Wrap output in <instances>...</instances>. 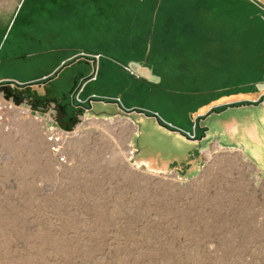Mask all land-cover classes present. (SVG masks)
<instances>
[{
  "label": "rangeland",
  "instance_id": "374dc122",
  "mask_svg": "<svg viewBox=\"0 0 264 264\" xmlns=\"http://www.w3.org/2000/svg\"><path fill=\"white\" fill-rule=\"evenodd\" d=\"M263 12L264 0H0V97L12 104L0 264H264V124L214 109L247 78L229 71L259 52ZM75 73L88 77L70 124L66 98L12 91L68 96ZM84 87L95 96L81 99ZM115 97L117 109L103 104Z\"/></svg>",
  "mask_w": 264,
  "mask_h": 264
},
{
  "label": "crops",
  "instance_id": "0c3cea01",
  "mask_svg": "<svg viewBox=\"0 0 264 264\" xmlns=\"http://www.w3.org/2000/svg\"><path fill=\"white\" fill-rule=\"evenodd\" d=\"M248 10L253 9H257V7L252 4L249 3L246 5ZM264 13V12H263ZM250 19L254 20L257 18L256 12L254 13V15H250L249 17ZM12 17H10L8 20L9 22L11 21ZM249 20V19H248ZM260 20L262 22V24L264 25V22L262 20V18L260 17ZM260 33L262 35L261 37V44L259 46V48L256 46V48L254 49V51L258 50V53H254L252 55V62L249 63L248 69L245 72H242V67L240 64L236 65H232L233 66V70L229 71L232 73V77L234 79H237L239 77H242V74L246 75L248 74L247 78H243V80L241 81L242 83H240L241 85H237L238 89L237 90H231L228 91V95L221 97V102H219L218 104H226L228 102H243V101H253V100H258V102L254 103V104H249V105H240L236 108H247L248 111L251 113V111L254 112V114L256 113L258 116H256L255 118L252 117V119H249V124L252 127L256 128V122H262L264 124V27H260ZM81 56H86L89 54L83 53L81 52L80 54ZM95 55H98V59L100 58V54L99 53H95ZM80 56V57H81ZM84 58V57H81ZM240 58V57H239ZM238 58V59H239ZM235 60V55H233V61ZM89 63H91V71L93 70V63L88 61ZM95 66V65H94ZM219 66V65H218ZM237 67V68H234ZM96 67H95V71H96ZM123 70H125L126 72L132 73V70L130 69V67L128 66H123ZM209 74V73H208ZM74 75V74H73ZM75 75H77L76 80L79 79V85L81 84L83 80V77L85 76L82 73H75ZM97 78V75L95 76ZM94 76L91 79H88L86 81V84L90 81V80H96ZM78 84H76L78 86ZM45 85V84H44ZM75 85V86H76ZM46 86V85H45ZM44 86V87H45ZM86 86V85H85ZM242 86H245V88H241ZM23 89H12V91L14 92H18V90L20 91V95L22 93H24V95H28L31 96L30 98H32L35 102H38L40 99L43 98H63L64 96L58 97L57 95L54 96L52 95V91H48V90H42L44 96L40 97V98H36L37 96H34L32 91H30V85L28 86H23ZM74 87V86H73ZM72 90V87L71 89ZM85 92V87L83 88V91L80 93V98H88V97H92L95 96L93 93H87L86 95H83ZM83 95V96H82ZM118 102L121 103V99L118 97L113 98V101H108L105 102L103 104L106 103H110L111 105L115 106L114 108L117 109L118 108ZM211 105H209L208 107H210ZM92 108V105H91ZM113 110V109H112ZM111 110H108L107 112H109ZM260 137H262L261 135H258Z\"/></svg>",
  "mask_w": 264,
  "mask_h": 264
},
{
  "label": "flooded vegetation",
  "instance_id": "af4514ba",
  "mask_svg": "<svg viewBox=\"0 0 264 264\" xmlns=\"http://www.w3.org/2000/svg\"><path fill=\"white\" fill-rule=\"evenodd\" d=\"M92 57V56H91ZM99 57V56H98ZM98 57L97 58H95L94 57V54H93V59H88V58H85V59H87V62L88 61H90V62H92L93 63V70L89 73V75L88 76H92L93 74H94V77L96 76V73H97V71H95V60L96 59H98ZM88 76H84L83 78H86V77H88ZM76 77H77V75H73L72 76V89L73 88H75V85L76 84H78L79 83V79H77L76 80ZM96 78V77H95ZM74 86V87H73ZM241 88H245V86H242ZM75 89H73V90H70L69 91V95L68 96H64L63 97V99L64 98H66V99H64V101L62 102V105H61V114L63 115L62 116V120H63V122H62V124L63 123H65V124H70L73 120L71 119V116H72V114H73V107L75 106V104H73L74 103V97H75V91H74ZM226 95H228V92H225V95L224 96H226ZM256 102H258V100H253V101H243V102H228V103H226V104H220L219 106H217V107H214V109L215 108H220V107H222L223 105H224V107H226V108H229V107H238V106H240V105H249V104H254V103H256ZM137 109V112H140V113H142L143 115H147L146 114V110L145 109H141V108H136ZM208 109V108H207ZM224 109V108H223ZM150 113V112H149ZM150 115H152V116H154L155 118H156V120L160 123V124H163V125H165L166 127H169V128H172L169 124H167V123H165L164 121H162L155 113H150ZM206 115H208V113L206 114ZM193 126V128H194V130H196V128H197V126H196V124H193L192 125ZM177 130V129H176ZM181 132V131H180ZM182 133H185L186 135H187V133L186 132H182ZM187 138L189 139V136L187 135Z\"/></svg>",
  "mask_w": 264,
  "mask_h": 264
},
{
  "label": "built area",
  "instance_id": "2783aa9c",
  "mask_svg": "<svg viewBox=\"0 0 264 264\" xmlns=\"http://www.w3.org/2000/svg\"><path fill=\"white\" fill-rule=\"evenodd\" d=\"M95 58L98 55H94ZM12 104L10 102L5 103L3 99L0 97V124L2 123L3 119L5 118V112L8 108H11ZM61 134L59 131H51L47 133L46 141L50 152L57 153L59 149V143L61 142Z\"/></svg>",
  "mask_w": 264,
  "mask_h": 264
},
{
  "label": "trees",
  "instance_id": "16d2710c",
  "mask_svg": "<svg viewBox=\"0 0 264 264\" xmlns=\"http://www.w3.org/2000/svg\"><path fill=\"white\" fill-rule=\"evenodd\" d=\"M124 5H125V6H122V9L124 8V9L128 10V9H129V5H128V3H125ZM119 9H120V7H119ZM112 12H113V11H112ZM129 27H130V26H129ZM146 114H147V115H150L149 112H146Z\"/></svg>",
  "mask_w": 264,
  "mask_h": 264
},
{
  "label": "water",
  "instance_id": "95a60500",
  "mask_svg": "<svg viewBox=\"0 0 264 264\" xmlns=\"http://www.w3.org/2000/svg\"><path fill=\"white\" fill-rule=\"evenodd\" d=\"M182 133V132H181ZM182 134H184V133H182ZM184 136H185V134H184Z\"/></svg>",
  "mask_w": 264,
  "mask_h": 264
},
{
  "label": "bare ground",
  "instance_id": "6f19581e",
  "mask_svg": "<svg viewBox=\"0 0 264 264\" xmlns=\"http://www.w3.org/2000/svg\"><path fill=\"white\" fill-rule=\"evenodd\" d=\"M25 110V109H24Z\"/></svg>",
  "mask_w": 264,
  "mask_h": 264
}]
</instances>
